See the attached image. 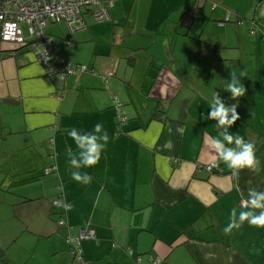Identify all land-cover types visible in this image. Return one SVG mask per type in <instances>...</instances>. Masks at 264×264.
<instances>
[{
    "label": "crops",
    "instance_id": "crops-1",
    "mask_svg": "<svg viewBox=\"0 0 264 264\" xmlns=\"http://www.w3.org/2000/svg\"><path fill=\"white\" fill-rule=\"evenodd\" d=\"M233 1L114 0L98 22L83 7V27L44 29L63 60L95 71L62 83L43 74L28 46L0 41V241L12 244L9 264H133L135 257L140 264H264V227L244 222L223 232L233 207L246 210L248 190L264 191V59L262 69L246 68L227 15L254 7L260 21L264 0H241L239 10ZM231 72L246 88L237 99L224 89ZM216 92L238 105L229 132L255 144L258 174H234L211 148L222 131L207 119ZM73 127L82 135L107 132L95 165L70 166L67 153L80 159L82 151L68 135ZM48 155L55 176L43 172ZM209 161L221 171L195 170ZM73 171L90 182L74 180ZM58 184L64 213L52 204ZM60 218L67 227L57 225ZM81 228L94 234L80 240L82 263L64 242Z\"/></svg>",
    "mask_w": 264,
    "mask_h": 264
},
{
    "label": "built area",
    "instance_id": "built-area-1",
    "mask_svg": "<svg viewBox=\"0 0 264 264\" xmlns=\"http://www.w3.org/2000/svg\"><path fill=\"white\" fill-rule=\"evenodd\" d=\"M111 5L110 0H0V41L13 42L17 45L24 43L22 37L21 23L26 25L29 35H34L38 40L31 44V53L35 59L41 63L46 75H54L61 82L68 76L76 73L90 72L95 73L86 65L71 63L61 60L55 55V46L52 39L45 37L42 28L49 22H63L69 32L82 27L80 10L83 7H91V16L95 21H102L108 18L107 9ZM225 20H227L225 16ZM107 75L109 73H106ZM105 75H102L104 78ZM61 93L57 96H59ZM113 104L116 110L118 124L125 120L119 101L113 97ZM49 164L43 169L44 174L55 176L56 166L53 155H49ZM214 166L213 162H208L205 169L209 170ZM53 205L61 204L62 192L59 185ZM243 202H241L242 204ZM64 210L68 208L63 204ZM58 225H63L62 219L57 221ZM77 238L93 239V231L89 228H81ZM78 239L67 238L68 244H73L72 252L78 251ZM80 259L78 255V260ZM158 261V258L155 259Z\"/></svg>",
    "mask_w": 264,
    "mask_h": 264
},
{
    "label": "clouds",
    "instance_id": "clouds-1",
    "mask_svg": "<svg viewBox=\"0 0 264 264\" xmlns=\"http://www.w3.org/2000/svg\"><path fill=\"white\" fill-rule=\"evenodd\" d=\"M110 6L115 7L114 0ZM230 76V82L224 86V89L231 93L232 99L244 96L246 88L238 79L237 74L231 72ZM237 106V104L226 105L217 92L213 95L209 102L211 111L207 119L217 121V127L222 129V131L218 133L217 138L210 141V146L214 149L218 159L234 174H239L245 168L258 174L261 171V167L260 161L255 155V144L251 141H246L242 136H233L229 132V128L240 118ZM101 129V124L95 125L96 132H100ZM68 135L75 142L77 149L82 150L79 152L80 159H77L72 152L67 153L68 157H72L69 160L70 166L76 169L91 167L98 163L101 153L109 140L107 132H104L102 137L82 135L75 127L68 130ZM98 139H102L103 143H98ZM233 144L234 147L228 146ZM71 176L74 180L82 183H88L91 180L87 173L81 175L79 171H73ZM242 207L246 210L239 213L235 207L231 209L229 223L223 229L226 235L230 234L234 228L239 229L244 222H247L250 226L264 227V191L250 188L247 201Z\"/></svg>",
    "mask_w": 264,
    "mask_h": 264
},
{
    "label": "rangeland",
    "instance_id": "rangeland-1",
    "mask_svg": "<svg viewBox=\"0 0 264 264\" xmlns=\"http://www.w3.org/2000/svg\"><path fill=\"white\" fill-rule=\"evenodd\" d=\"M231 5H233L236 8L234 10H237V9L239 10V8H241L242 3H241V0H234L233 2H231ZM253 10H254V7L248 10H242L240 12L230 11V10L229 12L227 11L228 13L227 15H229V21L233 23L232 26H236L235 28H237L238 30L237 36H236V39L238 40L237 42L238 48L235 50V52L238 55L243 54V52L245 53V55L243 56L244 58L243 64L244 62L247 61L248 64L246 65V68L252 69L254 67L252 71L254 69H262L264 67V66L263 67L257 66L258 63L260 62L262 63V61L259 60L261 59L260 56H262V58L264 59L263 47L262 49L261 47H259L262 43L264 44V7L262 6L258 10L259 12L258 17L260 18V21H256V19H252ZM218 24L222 25V22H218ZM55 25L56 24L51 23L50 25L46 26L44 28L45 32L49 31L52 28H56ZM21 27H22L23 34L26 35L24 24H21ZM256 54L259 55L258 58L255 56ZM238 64H241L239 60H238ZM258 85H260V81L258 82ZM0 246H1L0 249L6 250L5 262L9 264V262L7 261V258H9V254L11 253L10 251L12 249V244L7 245V246L5 245L2 246L1 241H0ZM17 253L20 254L19 251H17ZM0 264H4V263L0 261Z\"/></svg>",
    "mask_w": 264,
    "mask_h": 264
},
{
    "label": "trees",
    "instance_id": "trees-1",
    "mask_svg": "<svg viewBox=\"0 0 264 264\" xmlns=\"http://www.w3.org/2000/svg\"><path fill=\"white\" fill-rule=\"evenodd\" d=\"M86 8V7H85ZM88 8V11H89V14L91 15V7H87ZM91 8V9H90ZM80 13H81V11H80ZM80 16H81V14H80ZM92 17V16H91ZM226 18H227V16H226ZM93 19V18H92ZM81 20H82V16H81ZM94 20V19H93ZM95 21V20H94ZM224 21H227V20H225V18L221 21V22H224ZM97 22V21H96ZM51 23H53V24H61V25H63V26H65L64 25V23L63 22H49L46 26H48L49 24H51ZM22 24V23H21ZM46 26H44L43 28H42V33L44 34V36L45 37H50L51 39H52V41H53V44H54V46H55V49H56V51H55V55L56 56H59V58H61V60H63V58L62 57H60V55H59V53H58V48H57V45H56V43H55V39H54V37L53 36H51V35H49V34H47V33H45L44 32V28L46 27ZM82 27H83V25H82ZM20 28H21V25H20ZM24 28H25V32H26V37L25 36H23V34H22V37H23V40H24V43H23V45H26V46H28L29 47V50L31 51V47H30V45L31 44H33V43H35L37 40H38V38L37 37H35L34 35H29L28 33H27V30H26V25L24 24ZM65 28H66V26H65ZM67 29V28H66ZM21 30H22V28H21ZM69 32V31H68ZM68 41H65V43H67ZM33 55V54H32ZM35 58V57H34ZM63 61H65V60H63ZM66 62H69V61H66ZM40 63V62H39ZM71 63H73V62H71ZM41 64V63H40ZM78 64V63H77ZM43 68V67H42ZM88 68H90V67H88ZM91 69V68H90ZM43 74L45 75V76H54V75H46L45 73H44V71H43ZM72 76V75H71ZM57 80H58V78L56 77V76H54ZM70 76H68V77H66L65 79H67V78H69ZM65 79H64V81H65ZM58 81H60V80H58ZM63 81V82H64ZM61 82V81H60ZM62 83V82H61ZM61 93V95L59 96V97H61L62 96V90H60L58 93H57V95H56V97L59 95ZM112 107L114 108V104H112ZM115 109V108H114ZM121 109V108H120ZM122 110V109H121ZM123 112V111H122ZM124 115V114H123ZM125 121H126V117H125V120H124V122L122 123V124H118L117 123V125L119 126V125H123L124 123H125ZM49 156V155H48ZM209 162H213L214 163V166L212 167V168H210L209 170H206L205 169V165L208 163H203V164H199V165H196V167H195V170L196 171H198L199 169H203V170H205L207 173H213V172H216V173H219L221 170H220V168H219V166L214 162V161H209ZM59 185V184H58ZM57 186V185H56ZM60 186V185H59ZM58 192H59V189H56V195L58 194ZM61 192H62V190H61ZM55 195V196H56ZM62 197H63V192H62ZM63 204H65V205H67L68 206V204H67V202L65 201V200H63L62 202H61V204L60 205H54L55 207H59L60 209H61V212H65L66 211V209L64 210V207H63ZM69 207V206H68ZM60 219H62L63 221H64V224L63 225H58V226H68V225H66L67 223L65 222V219L64 218H60ZM59 219V220H60ZM58 221V220H57ZM57 221H56V223H57ZM67 238H70V237H68V235H65L64 236V242L66 243V251L68 252V253H70L71 255H72V257H73V259L75 260V262H80V263H82L83 262V259H82V255H81V252H80V240L81 239H84V238H80V239H78L77 238V236L75 237V238H72V239H78V247H77V249H78V251H74V252H72V247H73V244L71 245V244H68L67 242H66V239ZM94 239V238H93ZM126 253L128 254V255H131L132 254V250L131 249H129V248H127L126 249ZM78 255H79V257H80V259L78 260ZM149 260V259H148ZM153 262V263H159L160 262V259L158 258V261L156 262L155 261V259H154V261L151 259L150 260V262ZM133 264H140V259L138 258V257H135L134 258V261H133Z\"/></svg>",
    "mask_w": 264,
    "mask_h": 264
},
{
    "label": "water",
    "instance_id": "water-1",
    "mask_svg": "<svg viewBox=\"0 0 264 264\" xmlns=\"http://www.w3.org/2000/svg\"><path fill=\"white\" fill-rule=\"evenodd\" d=\"M18 46H21V45H18Z\"/></svg>",
    "mask_w": 264,
    "mask_h": 264
}]
</instances>
